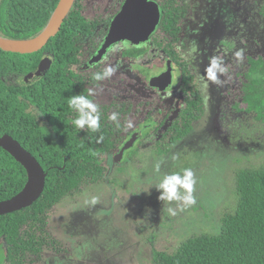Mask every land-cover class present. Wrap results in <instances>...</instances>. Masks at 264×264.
<instances>
[{"label":"flooded vegetation","instance_id":"flooded-vegetation-1","mask_svg":"<svg viewBox=\"0 0 264 264\" xmlns=\"http://www.w3.org/2000/svg\"><path fill=\"white\" fill-rule=\"evenodd\" d=\"M148 1L160 15L148 39L116 42L91 64L126 0H79L86 25L74 29L73 46L43 53L38 64L47 66L39 79L43 106L52 100L58 116L71 120L74 143L91 140L111 149L103 154L104 164L145 147L168 155L200 122L205 130L212 125L208 137L220 138L222 117L231 118L233 131L237 121L242 128V120L251 117L239 102L240 87L249 59L264 56V46L251 41L254 18L264 20V1L211 0L206 13L193 20V0ZM26 75L9 79L22 85ZM39 114L46 122V113ZM197 116L193 129L173 142V134L184 132ZM130 140L131 147L119 155Z\"/></svg>","mask_w":264,"mask_h":264},{"label":"trees","instance_id":"trees-1","mask_svg":"<svg viewBox=\"0 0 264 264\" xmlns=\"http://www.w3.org/2000/svg\"><path fill=\"white\" fill-rule=\"evenodd\" d=\"M58 2L0 0V38L27 40L38 36ZM78 3L75 0L59 32L41 50L30 54L0 50V136L8 134L18 141L46 173L44 190L30 207L0 216V247L9 264H27L49 250L61 252L60 243L47 231L53 207L90 185L104 183L108 177L102 157L111 149L92 144L91 140L76 139L74 143L71 120L58 116L52 100L43 106L41 80L23 86L9 79L36 69L43 53L54 54L60 46H73L74 29L86 25ZM252 26L251 41L264 46V20L254 18ZM258 56L248 61L239 102L247 105L255 121L264 123V56ZM39 111L46 113V122L40 119ZM199 118H190L184 132L173 134V142L188 134ZM230 121L229 117L220 119L221 131L230 128ZM26 181L21 164L0 148V201L16 195ZM235 194L236 206L222 215L218 234L195 235L171 254H155L152 264H264V165L237 172Z\"/></svg>","mask_w":264,"mask_h":264},{"label":"rangeland","instance_id":"rangeland-1","mask_svg":"<svg viewBox=\"0 0 264 264\" xmlns=\"http://www.w3.org/2000/svg\"><path fill=\"white\" fill-rule=\"evenodd\" d=\"M193 2L189 20L211 5ZM239 124L210 138L212 125L200 122L168 155L145 147L120 162L111 158L104 183L53 207L47 231L62 251L27 264H152L155 254H171L195 235L218 234L222 215L236 206V173L264 165V123L248 117Z\"/></svg>","mask_w":264,"mask_h":264},{"label":"water","instance_id":"water-1","mask_svg":"<svg viewBox=\"0 0 264 264\" xmlns=\"http://www.w3.org/2000/svg\"><path fill=\"white\" fill-rule=\"evenodd\" d=\"M74 2L75 0H59L47 27L34 38L27 40L0 38V50L18 54H30L41 50L49 39L58 33ZM159 16L158 7L148 0H126L120 14L114 17L105 42L91 64L99 60L106 49L116 42L125 39L133 43L146 41L155 29ZM46 69V65L40 64L22 79L21 84L27 86L35 83L44 75ZM132 141L130 140L120 150L119 155L131 147ZM0 148L21 164L27 174L23 188L11 198L0 201V216H3L28 208L35 202L44 190L46 173L35 157L8 134L0 136Z\"/></svg>","mask_w":264,"mask_h":264}]
</instances>
